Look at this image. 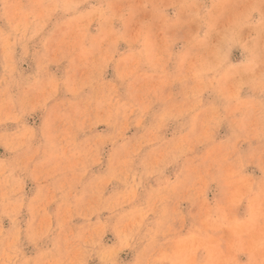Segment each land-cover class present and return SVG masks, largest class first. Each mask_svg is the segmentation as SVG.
<instances>
[{"label":"rangeland","instance_id":"374dc122","mask_svg":"<svg viewBox=\"0 0 264 264\" xmlns=\"http://www.w3.org/2000/svg\"><path fill=\"white\" fill-rule=\"evenodd\" d=\"M0 264H264V0H0Z\"/></svg>","mask_w":264,"mask_h":264},{"label":"bare ground","instance_id":"6f19581e","mask_svg":"<svg viewBox=\"0 0 264 264\" xmlns=\"http://www.w3.org/2000/svg\"><path fill=\"white\" fill-rule=\"evenodd\" d=\"M211 112V111H210ZM232 149V148H231Z\"/></svg>","mask_w":264,"mask_h":264}]
</instances>
